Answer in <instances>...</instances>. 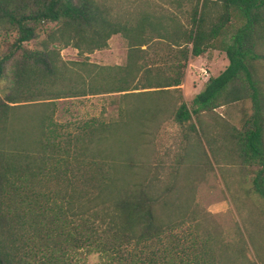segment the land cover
<instances>
[{"label":"trees","instance_id":"trees-1","mask_svg":"<svg viewBox=\"0 0 264 264\" xmlns=\"http://www.w3.org/2000/svg\"><path fill=\"white\" fill-rule=\"evenodd\" d=\"M143 20L132 27L113 21L95 0H0V264H30L31 256L39 264H79L92 252L107 257L104 264H235L231 246L242 256L239 231L225 244L200 231L189 199L181 204L171 184L152 192L144 151L152 130L172 119L191 131L175 162L204 160L200 137L212 155L214 146L199 115L249 99L251 113L238 128L226 124L223 139L232 160L256 164L252 187L264 200V0H195L189 28H145ZM39 31V47L24 46ZM113 34L127 42L123 65L68 75L58 46L89 53ZM154 38L169 51L151 66L141 46ZM208 49L222 51L227 64L187 107L176 97L182 69ZM110 92L150 101L120 106L114 120L59 130L54 100ZM30 104L39 107L35 118L14 124L17 109ZM52 181L62 187L52 189Z\"/></svg>","mask_w":264,"mask_h":264},{"label":"rangeland","instance_id":"rangeland-1","mask_svg":"<svg viewBox=\"0 0 264 264\" xmlns=\"http://www.w3.org/2000/svg\"><path fill=\"white\" fill-rule=\"evenodd\" d=\"M95 1L111 20L127 23L131 27L144 18L145 28L153 25L169 28L173 24L181 28H189V10L195 0ZM44 37L45 32L39 31L36 37L24 43V46L38 48L40 40ZM158 40L154 38L148 45L141 46V48L146 47L143 56L148 59L147 63L151 66L158 64L159 57L167 59L169 45ZM4 47L0 39V52ZM126 51L127 42L119 34L111 35L103 48L89 53L79 54L74 47L58 46L59 58L70 67L71 72H68V75L70 74L72 78H76V74L81 76L90 74L100 65H123ZM226 64L224 53L215 49H208L196 57H188L182 69V82L178 86L176 97L179 96L188 107L190 99L202 88L207 78L218 74ZM260 76L264 80V66ZM138 91L140 90L131 92ZM122 93L58 98L54 100L52 118L60 125L58 126L60 131L72 132L76 125L89 118L101 121L114 120L117 119L120 106L139 105L150 101L149 97L141 94L122 95ZM38 111L39 107L32 104L18 108L14 113L17 118L14 124L18 126L28 124ZM250 113L251 103L249 99H243L219 106L211 113L199 115L206 135L214 146L212 155L200 137L206 153L204 160L200 159L189 164L175 162L184 141L183 137H190L191 131L188 130V122L178 124L172 119L164 121L152 130L147 137L149 145L144 151L150 165L143 175L153 179L152 192L162 188L163 184H171L179 194L178 200L181 204L189 199L188 209L193 211L196 219L200 221V231H209L213 236H219L225 244L229 245L236 240L237 231L241 233L244 242L242 256L238 257L232 246L228 250L230 257H236L235 264H264V200L253 191L252 187L253 171L257 166L248 163L239 164L232 160L228 152L229 144L223 139L228 128L226 124L238 128ZM190 121L197 130L198 124L193 116ZM50 187L58 190L62 185L52 181ZM37 257L31 256L30 264H39L36 261ZM107 261V257L92 252L82 253L78 263L104 264Z\"/></svg>","mask_w":264,"mask_h":264},{"label":"built area","instance_id":"built-area-1","mask_svg":"<svg viewBox=\"0 0 264 264\" xmlns=\"http://www.w3.org/2000/svg\"><path fill=\"white\" fill-rule=\"evenodd\" d=\"M203 73H205V72H203Z\"/></svg>","mask_w":264,"mask_h":264}]
</instances>
